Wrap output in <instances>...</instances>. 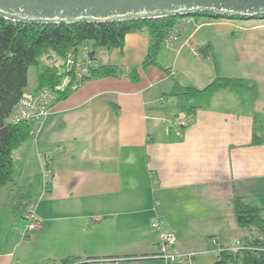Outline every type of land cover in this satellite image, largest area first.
Returning a JSON list of instances; mask_svg holds the SVG:
<instances>
[{"label": "crops", "instance_id": "obj_1", "mask_svg": "<svg viewBox=\"0 0 264 264\" xmlns=\"http://www.w3.org/2000/svg\"><path fill=\"white\" fill-rule=\"evenodd\" d=\"M150 45L138 32L96 50V68L116 75L58 101L13 152V181L0 189V264H210L240 243L235 197L264 205V21L191 17L158 66L144 67ZM218 78L253 89L203 92ZM18 188L32 189L37 232L13 209ZM163 235L193 258L154 257Z\"/></svg>", "mask_w": 264, "mask_h": 264}, {"label": "trees", "instance_id": "obj_2", "mask_svg": "<svg viewBox=\"0 0 264 264\" xmlns=\"http://www.w3.org/2000/svg\"><path fill=\"white\" fill-rule=\"evenodd\" d=\"M193 17H206L212 20H246L243 18L216 17L212 14H195ZM191 18V17H188ZM182 19L167 17L153 20L129 21L94 25L77 23L72 25H26L15 24L0 18V189L13 181L15 172L13 152L32 135L34 124L19 122L11 124L9 119L21 97L28 93L29 71L36 68V86L34 94L44 89H54L68 76L66 62L72 52L79 59L82 47L91 48L90 58L94 61L96 50L122 48L126 36L130 33H147L151 40L144 67L158 66L157 56L174 26ZM254 20H263L255 18ZM208 48L200 51L201 56L208 55ZM117 70L104 66L92 69V78L115 76ZM135 76V72H133ZM86 80V81H88ZM222 89H247L248 83L240 79L218 78L203 92H215ZM72 92L59 94L58 101ZM199 93L186 88V95ZM263 142L255 137L254 144ZM31 188H18L14 211L28 221L27 208L31 203ZM234 210L238 226L244 231L240 240L242 249L221 248L216 254L214 264H264V205L247 203L243 198L235 197ZM63 264H91L64 260Z\"/></svg>", "mask_w": 264, "mask_h": 264}, {"label": "water", "instance_id": "obj_3", "mask_svg": "<svg viewBox=\"0 0 264 264\" xmlns=\"http://www.w3.org/2000/svg\"><path fill=\"white\" fill-rule=\"evenodd\" d=\"M204 13L264 19V0H0V18L26 25H104Z\"/></svg>", "mask_w": 264, "mask_h": 264}, {"label": "built area", "instance_id": "obj_4", "mask_svg": "<svg viewBox=\"0 0 264 264\" xmlns=\"http://www.w3.org/2000/svg\"><path fill=\"white\" fill-rule=\"evenodd\" d=\"M190 18H182L174 26L172 31L167 36L164 47H171L180 39V35L185 27L189 25ZM90 49L82 47L79 51V59L71 52L66 62L68 76L54 89H44L36 94L25 93L19 100L15 107L9 122L11 124H18L25 121L34 124V130L39 133L44 120L51 114L53 107L59 99V94L66 91L75 92L78 90L89 78H92V69L96 68L94 61L89 56ZM48 180L52 178V172L47 170ZM159 206V203H156ZM28 225L26 233L37 232L41 229L40 220L35 215L33 205L27 208ZM151 226L159 230L162 227V222L155 218L151 221ZM176 240L173 236L163 235L158 246L159 252L154 257L162 259L166 262H178L185 259L191 260L193 254H178L175 252ZM243 245L238 244L234 251L242 249Z\"/></svg>", "mask_w": 264, "mask_h": 264}, {"label": "rangeland", "instance_id": "obj_5", "mask_svg": "<svg viewBox=\"0 0 264 264\" xmlns=\"http://www.w3.org/2000/svg\"><path fill=\"white\" fill-rule=\"evenodd\" d=\"M188 18V17H187ZM209 19V18H208ZM210 20V22L212 21V22H216V23H219V22H222V21H225V20H212V19H209ZM251 20H254V19H251ZM242 21H250V20H242ZM263 21H264V19H263ZM190 24V23H189ZM87 48V47H86ZM66 68H67V66H66ZM36 68L35 67H32L31 69H30V71H29V87H28V91L30 92V91H33L34 90V88H35V83H36ZM26 213H27V211H26ZM20 218V221H22L23 222V220L24 219H22V217H19ZM213 255L215 256L216 254L215 253H213ZM178 262H180V261H178ZM187 263V262H186ZM185 263V264H186ZM215 263V260H213V259H211V261H210V264H214Z\"/></svg>", "mask_w": 264, "mask_h": 264}]
</instances>
